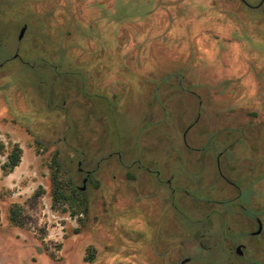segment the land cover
<instances>
[{
  "label": "rangeland",
  "instance_id": "1",
  "mask_svg": "<svg viewBox=\"0 0 264 264\" xmlns=\"http://www.w3.org/2000/svg\"><path fill=\"white\" fill-rule=\"evenodd\" d=\"M30 1L0 0V264H127L121 256L125 247L118 249L116 262L110 259L115 251L111 245L115 240L112 233L117 229L113 218L119 220L121 227L128 221L136 223L127 210L132 196L139 197L148 188L146 167L160 169V178L170 179L168 186L176 189L179 206L188 215L178 210L186 218L177 216V228H170L167 217L165 228L156 217L155 227L144 231L147 247L135 244L138 250L133 264L160 263V237L164 232L168 234V245L172 249L173 237L201 234V228L193 219L205 215L207 199L212 192L210 187L215 180L219 181L213 152H207L208 145L210 139L215 138L214 146L221 148L227 138L225 132L208 128L205 120L207 129H203L201 118L193 122L197 100L182 91L173 79L166 80L164 68L151 67L146 79L141 80L138 61L133 62V56L125 54V66L119 54L122 49L134 51L136 45L143 42L145 30L140 28H162L165 16H173L176 20L173 27L180 31L182 42L187 44L181 51L186 58V49L189 51L193 45L194 32L206 25L200 15L204 4L221 11H242V30H235L233 38L224 40L228 44L223 43L226 47L222 40H217L216 48L223 51L230 46L234 50L239 49L241 43L243 48H252L249 53L256 49L257 61H260L252 80L264 93V21H261L264 16L257 9L240 8L235 0H205V3L199 2V7L182 0L179 5L172 6L170 12L156 10L145 22H124L119 27L115 22L106 21V8L94 4L99 0H76V6L83 9L87 21L70 0L61 14L70 30H34L35 39L31 31L25 30V36L32 43L29 44L17 40L21 24L28 21L35 27L37 23L41 26L43 21L33 14ZM102 2L107 8L113 5L117 18L128 10L132 13L144 8L142 0ZM169 3H164L168 10ZM210 11L215 16L214 9ZM184 17L190 20L182 23ZM214 18L217 22H207L208 37L196 35L198 42L209 44L212 36L218 37V31L225 34L218 28L236 22L231 20L223 24L220 16ZM50 20L54 22L53 17ZM255 22H260V30H244ZM53 27L57 29L50 24V28ZM251 31L258 32L261 39H253L249 35ZM149 32L150 57L158 66L170 53L161 42L168 36L164 31ZM43 33L52 36L55 42H47ZM132 34L139 40L134 42ZM82 47L89 53L101 52L104 61H69ZM46 49L54 51L53 55L46 53L48 59L53 57L51 62L42 59ZM62 51L65 52L60 53ZM176 53L179 55V51ZM199 59L204 66L206 57ZM211 59L215 60L212 56ZM54 63L60 64L54 67ZM197 67L194 66L195 70ZM257 105L264 110V95L258 97ZM190 122H193L192 127L185 130ZM15 144L21 151L20 160L4 172L2 165ZM226 154L234 159L228 164L224 163L225 157L220 158L224 165L222 170L233 180L239 178V184L243 183L242 187L238 185L241 201L258 204L264 213V128L252 142H237ZM53 159L62 167L58 179L69 181L76 188L67 202L52 199V177L56 175ZM136 160L141 162L135 164L142 167L135 165L136 179L133 180L128 173L134 170L130 166ZM97 161L96 187L91 185L95 181L92 176L86 191H81L83 173L78 168L92 169ZM249 166L252 171H248ZM240 172L241 176L237 177ZM150 184L157 189L153 180ZM77 202L81 203V210L74 211L78 208L74 204ZM193 202L194 209L190 206ZM13 204L21 208L20 225L10 224L7 219L8 209ZM252 207L247 209L250 211ZM135 211L141 210L135 207ZM138 217L136 215V219ZM86 219L91 222L85 227ZM125 231L126 228L123 232L127 235ZM118 241L126 245L121 234Z\"/></svg>",
  "mask_w": 264,
  "mask_h": 264
},
{
  "label": "flooded vegetation",
  "instance_id": "2",
  "mask_svg": "<svg viewBox=\"0 0 264 264\" xmlns=\"http://www.w3.org/2000/svg\"><path fill=\"white\" fill-rule=\"evenodd\" d=\"M73 1L75 2L76 0ZM102 1L103 0H99L98 2L101 3ZM142 1L144 8L137 13L142 16V21L145 22L146 19H151L150 17L156 10L160 12H170L171 7L179 5L182 0ZM183 1L190 2L193 4V7H199V2H206L205 0ZM235 1L240 8H242V6L254 8L260 10L259 12L264 16V0H257L255 2H249L248 0ZM66 2L69 3L70 0H31L30 3H32L31 8L33 14H35L37 18H42V25L39 26L37 23L35 27H31L28 21H24L19 28L17 40L19 42L29 43V39L25 36V30H70L65 23V19L63 20L64 17L61 16L64 12L63 9L65 8ZM165 2H170L169 10L165 8ZM203 7L204 9L201 11L200 15H202V19L205 20L206 25L202 26L200 30L196 29L193 37H191L190 34L193 45L190 46L189 51L186 49V56L188 57L183 58L181 55L182 48L187 44L182 42L184 39L182 40L183 36L181 34L179 35L180 31H177V29L173 27V24L176 23L175 18H173V16H165L162 28H143V30H145V32H143V42H140L139 47H137L139 50H136L139 51V53H137L136 56L134 54L135 58L132 60L133 62L138 61V74L141 80L146 79V73L151 67L164 68L163 73L165 72L167 74L166 80L173 79L180 84L182 91L187 92L192 98L197 100V112L193 122H197L201 118L203 121H207L208 128L225 132V137L227 138L223 145H221V148L220 146H214L216 143L215 138H212L213 140L210 139L211 142L210 145H208L207 152H213L215 170L219 181L218 179L215 180L210 187L212 192L207 199L205 215L202 218L193 219L195 220L194 223L201 228V234L189 235L179 239L173 237L174 246L172 249V247L168 245V234L164 232L160 237L159 248L161 252V261L160 263H153L152 261V263L185 264L187 262H195L196 264H264V213L262 212V207L258 204L250 203V205L241 201V191L238 185L243 186V183L239 184V178H237L238 180H233L230 176L226 175L222 170L224 165L221 164L220 161V158L225 157L224 159L226 161L224 163L229 162L228 164H230V160L234 159V157L227 155L228 153L226 154V151L230 152L237 142L245 141L249 144L253 141V138L257 135L259 130L264 128V110L257 105L258 97H261L264 93L259 91L257 82L252 80L258 72L255 68L260 60L257 61L258 53L255 48L254 52L249 53L252 48L249 50L243 48L242 45H240L241 43L239 44V49L233 50L228 46L224 48L223 51H220L216 48L219 45L217 40H222L223 47H226L225 45L228 44L224 43V40L230 39L235 35V30H242V11L239 13L234 10L229 11L226 9L221 11L209 5L205 7V4ZM212 8L215 11V16L211 15L210 9ZM132 13L134 14L135 12ZM216 15L220 16L219 19H221V23L223 24L231 20H236V22L232 25H229L227 22L228 24H226V27L222 26L218 28L225 32V34L222 35V32L218 31L220 35L217 33L218 37L212 36L209 44L204 45L198 42V38H195L196 35H198V37L201 35V38H207L208 32H206V30L209 29L207 22H212V20L213 23L215 21L217 22L214 18ZM52 17L54 22L50 20ZM166 18H172L173 20L168 22ZM259 18H261V16ZM188 20L190 19L184 17L182 23L183 21L187 23ZM261 21H264V17ZM260 22H255L253 25L250 24L249 27H245L244 30H260ZM50 24H53L57 29H54V27L50 28ZM149 30L164 31L165 35L168 36L167 40H163L162 38L161 42L164 48L170 53H168L164 59H161L162 62L158 66L155 65L150 57V42L148 40L150 37ZM176 32H178V34ZM249 35L253 39H261L258 32L251 31ZM133 37L134 34H132V39ZM33 39H35L34 36ZM214 40L215 42H212ZM211 46L213 48H211ZM174 50L176 52L179 51V55L174 52ZM203 56L206 57V64H204V66L199 62L202 61L199 57L202 59ZM211 56L215 60H212ZM239 57L240 59H238ZM130 61L131 60H129V62ZM214 61H217V63ZM233 62L234 64H231ZM198 64L199 68L197 67ZM167 65H169V67ZM194 66L197 67V70H195ZM205 121L201 126L203 129H207L204 125L206 124ZM193 122H190L185 130L192 127ZM184 142L187 146L189 145L187 140L184 139ZM135 162L140 163L141 161H133V165L130 166L133 167L134 170H131L128 175H130L133 180L136 179L135 168L142 167L141 164H135ZM80 164L81 160L78 161V165ZM97 166H99V161L96 162L95 167L92 169L83 170L82 167L78 168V170L83 173L81 178V191H86L87 184L91 183L90 180L92 176L95 181L92 182L91 185L96 187L98 179ZM251 168L252 166H249L247 168L248 171H250ZM229 169L232 171L234 167L232 168L229 166ZM235 172L236 171H234V173ZM160 173V169L153 170L146 167L145 174H148L147 178L149 182L151 183L153 180L158 187L156 189L152 184L148 183V188L145 190L147 192L143 191L141 196L138 197L136 194L130 199V208L127 210V214L131 215L132 221L135 219L136 223L132 224L128 221V223H124L125 226L123 225L122 228L118 224L119 220L113 218L116 222L117 229L112 233V237H115V240L111 241V245L115 251L110 256L111 260L116 262L115 256L116 253H118V249L125 247V250L121 253L122 258L126 259L123 261L127 262V264H133L135 252L138 250L135 244L138 243L142 248L147 247V235H145L144 231L155 227L156 217L160 219L162 224H165V228L166 217L170 222V228H177L176 221L178 215L183 217L186 215L188 217L179 206V196L176 189L168 186L170 179L165 181L162 180L160 178ZM238 176H241V172L237 173V177ZM252 205H254V207H252ZM190 206L194 209L196 204L193 202ZM135 207L139 208L141 211L136 212ZM248 207H252V209L249 211V209H247ZM82 210H84V208ZM178 210H181L184 215L180 214ZM136 215L139 216L137 219ZM20 217L21 214L16 222L12 223L7 215L9 223L13 225L21 224ZM90 222L91 219H86L84 221V226H89ZM142 223L146 226L142 225ZM124 228H126L125 232L127 235L123 232ZM120 234L125 237L126 245L118 241V235L120 236ZM42 248L47 250L43 245ZM147 251L148 248L145 251L146 254ZM170 254L172 257H170ZM143 255L145 256V254ZM168 258H170V261H168Z\"/></svg>",
  "mask_w": 264,
  "mask_h": 264
},
{
  "label": "trees",
  "instance_id": "3",
  "mask_svg": "<svg viewBox=\"0 0 264 264\" xmlns=\"http://www.w3.org/2000/svg\"><path fill=\"white\" fill-rule=\"evenodd\" d=\"M123 2H125V0H122ZM76 2V1H75ZM74 2V7L76 8V10H80V12L83 13V16L85 17L86 21H87V17L85 16V13L83 12V9H80L79 7L76 6ZM94 4L98 5V6H102L103 8H106V10L108 11V16H107V19L106 21H111L112 23H116V24H119V27L120 25H122L124 22H142V16L139 15L137 12H135L134 14L128 10V12L126 11V13L120 17H116L115 15V11H114V7L113 5L111 4V6L109 8L105 7L103 2H95ZM110 10H113V12H110ZM118 29V28H117ZM139 30H143V28H140ZM31 31L30 33H32V35L34 36V30H29ZM44 34V39L47 41V42H55L54 39L52 38V36H48L46 35L45 33ZM133 41H137L139 40V37L138 36H134L133 37ZM61 40H65L64 36L62 35L61 37ZM29 44H32L31 41H29ZM134 44V43H133ZM140 44H137L136 46L139 47ZM52 49H46L43 51V56H42V59H44L43 61L44 62H51L52 58L48 59L47 58V54L46 53H49L50 55H53L54 54V51H51ZM136 50H139L138 48H135L134 51L131 50V48H129V50H126L124 52V49H122V51L120 52V57L121 59L124 61V64L125 66L126 65V62H125V54L129 55V57H134V54L135 56L137 55V53H139V51H136ZM65 51H62L60 53H64ZM77 53H75L72 57L71 60L69 61H72L73 63H81L83 61H92V62H98V61H104L103 59H101L100 57V54L101 52L99 53H89V52H86V50L82 47L80 49H77L76 50ZM110 63H113L112 61H110ZM57 64H60V63H54L53 66H57ZM20 148L17 146V144L13 145L10 149V152L7 154V159L6 161L4 162V164L2 165V169L4 172H6L7 170H10L12 169L14 166H16L20 160ZM53 163H55L56 165V175H54V178L52 177V199L53 201L55 202H58V201H69L71 200V197H72V194L75 192L76 188L75 187H72L71 186V182H64V181H61L58 179V176L57 174L62 170V167H61V164L59 163V161L53 159ZM69 185L68 189H67V186ZM66 190H68L66 192ZM73 204V202H72ZM77 205V209L74 210V211H79L81 210L80 209V206H81V203L80 202H77V203H74ZM21 214V208L17 205V204H13L9 207L8 209V218L10 219V221L12 223L16 222V220L18 219L19 215Z\"/></svg>",
  "mask_w": 264,
  "mask_h": 264
}]
</instances>
